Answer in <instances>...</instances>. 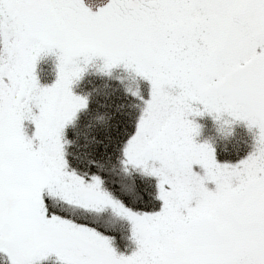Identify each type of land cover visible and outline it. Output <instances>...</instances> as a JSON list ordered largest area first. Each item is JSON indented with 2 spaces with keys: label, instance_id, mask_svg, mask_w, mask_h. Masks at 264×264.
Wrapping results in <instances>:
<instances>
[{
  "label": "snow or ice",
  "instance_id": "1",
  "mask_svg": "<svg viewBox=\"0 0 264 264\" xmlns=\"http://www.w3.org/2000/svg\"><path fill=\"white\" fill-rule=\"evenodd\" d=\"M205 117L246 126L251 151L219 160ZM115 164L135 197L107 186ZM51 257L264 264V0H0V264Z\"/></svg>",
  "mask_w": 264,
  "mask_h": 264
},
{
  "label": "trees",
  "instance_id": "2",
  "mask_svg": "<svg viewBox=\"0 0 264 264\" xmlns=\"http://www.w3.org/2000/svg\"><path fill=\"white\" fill-rule=\"evenodd\" d=\"M48 59L42 61L39 65L40 75L43 77L44 71L46 69V62ZM52 62V61H50ZM49 64V62H48ZM97 83H100L97 81ZM145 87H147L145 85ZM198 122L203 126L202 134L198 138L201 142L205 139H208L214 143V146L217 149V157L221 161H230L235 162L248 154L252 148V133L249 132L243 124L234 125V131H231L227 127L219 128L210 118L199 119ZM140 178L132 173H126L124 169L119 165H109L107 166V182L108 187L114 190L117 195L127 197H135L137 195L135 189L139 186ZM58 206L63 210L68 212L70 215H79V212H76L75 209L71 210L68 206L59 204ZM157 204V203H156ZM157 206V205H155ZM152 205H149L151 208ZM69 208V209H68ZM113 216V213L110 210H105L104 212L96 214L93 218L97 223V227L101 231H104L106 215ZM108 216V217H109ZM114 220L110 223V227H113ZM109 225V224H106ZM125 228L126 233L130 229L127 224L122 226ZM119 228V227H118ZM113 229V230H111ZM108 230V229H107ZM109 232H106L107 235L115 236V246L118 251L129 252L131 245L128 246L127 241L124 240V232H119L116 228H109ZM41 264H56L55 257H51L46 261L41 262Z\"/></svg>",
  "mask_w": 264,
  "mask_h": 264
},
{
  "label": "rangeland",
  "instance_id": "3",
  "mask_svg": "<svg viewBox=\"0 0 264 264\" xmlns=\"http://www.w3.org/2000/svg\"><path fill=\"white\" fill-rule=\"evenodd\" d=\"M50 61H52V62H50ZM48 62H49V64H48ZM48 62H46V64H44L45 66H46V69H45V71H44V74H42L43 75V77H41V79H42V82H44V83H50V82H52V80L54 79V72H55V69H54V64H53V60L51 59V58H49V60H48ZM157 206L156 207H158V202H157V204H156ZM69 208L71 209V210H73V209H75V211L76 212H79V215H82L83 213H84V210L83 209H81V208H78V207H75V206H71V205H69ZM68 208V209H69ZM99 215H100V213H99ZM106 215V214H105ZM109 215H106L105 217H106V219H103L105 222V226L104 227H102V228H104V229H108L109 230V228H116L119 232L121 231V232H124V236H122L123 238H124V240H126L127 241V244H128V246L129 245H131V249L129 250V252L134 248V245L131 243V241L128 239V237L130 236V229L128 230V232L126 233V230H125V228L124 227H122V226H124L125 224H127L128 225V227H130V224L127 222V221H123L121 218H119L118 216H116V215H114L113 214V216H109ZM114 220V224H113V227H110L111 225H110V223L112 222ZM106 224H109V225H106ZM119 227V228H118ZM111 230H113V229H111Z\"/></svg>",
  "mask_w": 264,
  "mask_h": 264
},
{
  "label": "water",
  "instance_id": "4",
  "mask_svg": "<svg viewBox=\"0 0 264 264\" xmlns=\"http://www.w3.org/2000/svg\"><path fill=\"white\" fill-rule=\"evenodd\" d=\"M86 6L90 7L93 11H97L98 8L105 6L108 0H84Z\"/></svg>",
  "mask_w": 264,
  "mask_h": 264
},
{
  "label": "flooded vegetation",
  "instance_id": "5",
  "mask_svg": "<svg viewBox=\"0 0 264 264\" xmlns=\"http://www.w3.org/2000/svg\"><path fill=\"white\" fill-rule=\"evenodd\" d=\"M108 3V2H107ZM99 9V8H98Z\"/></svg>",
  "mask_w": 264,
  "mask_h": 264
}]
</instances>
